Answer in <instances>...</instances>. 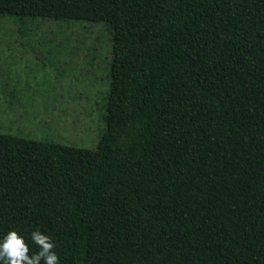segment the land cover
I'll use <instances>...</instances> for the list:
<instances>
[{
  "label": "trees",
  "instance_id": "1",
  "mask_svg": "<svg viewBox=\"0 0 264 264\" xmlns=\"http://www.w3.org/2000/svg\"><path fill=\"white\" fill-rule=\"evenodd\" d=\"M102 22L94 148L0 133V241L59 264H264V0H0ZM2 264V262H0ZM43 264V262H41Z\"/></svg>",
  "mask_w": 264,
  "mask_h": 264
},
{
  "label": "rangeland",
  "instance_id": "2",
  "mask_svg": "<svg viewBox=\"0 0 264 264\" xmlns=\"http://www.w3.org/2000/svg\"><path fill=\"white\" fill-rule=\"evenodd\" d=\"M111 52L102 22L0 16V133L94 148Z\"/></svg>",
  "mask_w": 264,
  "mask_h": 264
},
{
  "label": "clouds",
  "instance_id": "3",
  "mask_svg": "<svg viewBox=\"0 0 264 264\" xmlns=\"http://www.w3.org/2000/svg\"><path fill=\"white\" fill-rule=\"evenodd\" d=\"M31 242L38 249L30 254L25 239L15 230H9L0 241V262L2 264H59L58 255L51 237L37 228L30 234Z\"/></svg>",
  "mask_w": 264,
  "mask_h": 264
}]
</instances>
